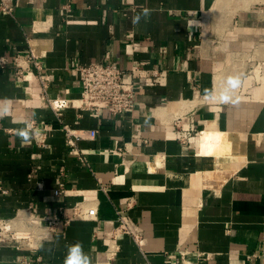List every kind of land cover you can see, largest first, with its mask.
Returning a JSON list of instances; mask_svg holds the SVG:
<instances>
[{
	"label": "crops",
	"instance_id": "1",
	"mask_svg": "<svg viewBox=\"0 0 264 264\" xmlns=\"http://www.w3.org/2000/svg\"><path fill=\"white\" fill-rule=\"evenodd\" d=\"M2 2L0 220L41 223L0 241V264H65L77 242L89 264H264V0ZM109 62L146 71L134 110L58 121L43 94L75 99L77 67ZM62 125L97 131L85 161Z\"/></svg>",
	"mask_w": 264,
	"mask_h": 264
},
{
	"label": "built area",
	"instance_id": "2",
	"mask_svg": "<svg viewBox=\"0 0 264 264\" xmlns=\"http://www.w3.org/2000/svg\"><path fill=\"white\" fill-rule=\"evenodd\" d=\"M3 1V0H2ZM0 1V10L9 11L10 7ZM31 58H33L31 56ZM29 60V59H28ZM19 57H15L14 62L23 72L25 66ZM2 58L0 64L4 63ZM33 64L37 70L39 78H41V65L33 58ZM79 75V83L81 87L79 97L70 99L66 97H48L43 94V99L46 105L51 109L52 113L58 121H62L63 112L68 109H80L90 111L94 114H99L102 111H107L112 116L131 113L136 104L137 89L134 81V76L139 79L145 76V70L139 66H132L125 70L119 67L116 63H89L77 67ZM142 82V81H141ZM139 85L140 82H139ZM46 124L42 121L30 120L26 124L27 130L31 131L35 143L40 147L46 146ZM69 153L76 155L80 160L85 161L83 153L78 151L76 142L79 139L93 138L96 135V130H72L67 125H62ZM64 191L63 184H60L59 189L55 190L56 195H60ZM34 217V216H32ZM37 219V224L29 223V225H21L16 228L11 223L5 220H0V241L10 240L18 244V241L28 243L33 237V228L41 223L40 218ZM67 221H62L60 217L53 216L46 219L45 225L51 232H56L60 226L66 224ZM119 227L122 230H128L126 222L120 219ZM18 246V245H17ZM19 247V246H18Z\"/></svg>",
	"mask_w": 264,
	"mask_h": 264
},
{
	"label": "clouds",
	"instance_id": "3",
	"mask_svg": "<svg viewBox=\"0 0 264 264\" xmlns=\"http://www.w3.org/2000/svg\"><path fill=\"white\" fill-rule=\"evenodd\" d=\"M148 14H149V9L145 8L143 10V15L147 16ZM139 19L140 16H137L134 22L139 21ZM18 135H20L25 141H27L28 131L21 130L18 132ZM65 264H89V259L87 255L83 252L82 245L79 242L69 247L68 256L65 259Z\"/></svg>",
	"mask_w": 264,
	"mask_h": 264
},
{
	"label": "bare ground",
	"instance_id": "4",
	"mask_svg": "<svg viewBox=\"0 0 264 264\" xmlns=\"http://www.w3.org/2000/svg\"><path fill=\"white\" fill-rule=\"evenodd\" d=\"M205 135V134H204ZM220 137V135H219ZM209 142V141H208ZM29 221V223H36L37 224V219L33 218L32 216L30 218L27 219V222ZM29 225V224H28Z\"/></svg>",
	"mask_w": 264,
	"mask_h": 264
}]
</instances>
